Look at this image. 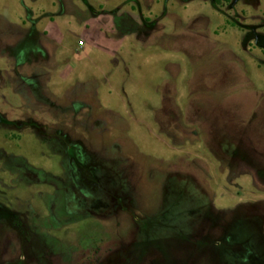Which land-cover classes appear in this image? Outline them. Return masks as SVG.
Here are the masks:
<instances>
[{"label":"rangeland","instance_id":"1","mask_svg":"<svg viewBox=\"0 0 264 264\" xmlns=\"http://www.w3.org/2000/svg\"><path fill=\"white\" fill-rule=\"evenodd\" d=\"M0 264H264V0H0Z\"/></svg>","mask_w":264,"mask_h":264},{"label":"trees","instance_id":"2","mask_svg":"<svg viewBox=\"0 0 264 264\" xmlns=\"http://www.w3.org/2000/svg\"><path fill=\"white\" fill-rule=\"evenodd\" d=\"M222 1H223V0H217V2H219V3H221ZM225 1H228V2H229L230 0H225Z\"/></svg>","mask_w":264,"mask_h":264},{"label":"built area","instance_id":"3","mask_svg":"<svg viewBox=\"0 0 264 264\" xmlns=\"http://www.w3.org/2000/svg\"><path fill=\"white\" fill-rule=\"evenodd\" d=\"M82 44V43H81Z\"/></svg>","mask_w":264,"mask_h":264}]
</instances>
